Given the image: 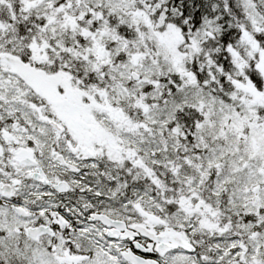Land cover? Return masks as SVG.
<instances>
[{
	"label": "snow or ice",
	"instance_id": "obj_1",
	"mask_svg": "<svg viewBox=\"0 0 264 264\" xmlns=\"http://www.w3.org/2000/svg\"><path fill=\"white\" fill-rule=\"evenodd\" d=\"M0 264H264V0H0Z\"/></svg>",
	"mask_w": 264,
	"mask_h": 264
}]
</instances>
